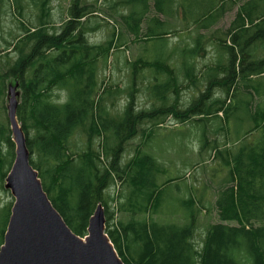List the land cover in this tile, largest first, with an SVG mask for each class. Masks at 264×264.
<instances>
[{"label": "trees", "instance_id": "trees-1", "mask_svg": "<svg viewBox=\"0 0 264 264\" xmlns=\"http://www.w3.org/2000/svg\"><path fill=\"white\" fill-rule=\"evenodd\" d=\"M49 1L14 0L19 12L30 13L27 16L20 13L25 23L19 25L18 34L11 40L2 37L0 188L14 158L10 131L1 121L5 84L13 78L20 90L16 116L30 151V164L38 172L53 206L76 235L86 234L88 219L97 204H101L106 212L105 233L123 264H264V111L260 116L255 113L254 126L233 142V147L238 146L231 155L227 150H219L216 141L207 140L203 132L202 148L213 144L211 159H223L224 166L228 167L226 181L231 185L217 192L213 207L218 222L206 226L199 245L195 236L201 200L190 195L182 201L183 223L160 222L153 215L159 211L168 181L156 182L161 172L156 159L140 148L127 163L119 165L124 145L138 130L148 124L157 126L162 123L158 120L165 116H174L180 123L200 116L197 123L211 124L217 131L226 132L224 120L232 110L245 106L246 117L251 121L250 99L235 97L232 107L227 101L231 91L238 95L239 81L254 94L264 95V87L259 89L253 85L254 78L264 75V0H117L110 10L125 7L127 11L120 18L128 33L160 42L165 41L163 38L170 26L161 16H174V5L178 12L182 9L183 22L197 27L194 45L179 54L186 77L193 72L192 59L204 52L202 31L211 28L223 12L237 4L224 35H215L217 30L211 33L218 49L227 56L222 63L219 55L220 60L210 66V71L218 72L221 68L225 73L223 78L212 74L206 90L181 111L164 103L170 83H153L149 91L162 106L138 111L129 101L117 118L109 116L98 97L99 61L101 58L106 61L114 48L115 32L104 43L87 39V34L98 28L100 20L88 0H68L67 16L61 17L58 29L54 26ZM2 3L0 0V16ZM121 36L117 39L121 40ZM143 62L151 67L149 61ZM157 70L162 71V67ZM221 86L226 88L224 97L208 102L209 89ZM59 92L65 93L62 101L56 98ZM144 131L141 129L142 134ZM256 131L259 140L250 144L246 138ZM77 133L87 136V143L80 151L71 149L70 139ZM94 137L102 139V154L105 160L111 158L108 165L102 162L99 150L93 148ZM115 180L121 181L127 192L119 191L117 205L118 212L126 217L114 221L105 190ZM9 214L10 204L0 208V246Z\"/></svg>", "mask_w": 264, "mask_h": 264}, {"label": "rangeland", "instance_id": "rangeland-1", "mask_svg": "<svg viewBox=\"0 0 264 264\" xmlns=\"http://www.w3.org/2000/svg\"><path fill=\"white\" fill-rule=\"evenodd\" d=\"M116 1H87L88 4L93 5L96 10V16L100 19L98 20V28L96 27L95 31L88 33L87 39L96 44L104 43L111 37L113 31L116 34L115 46L108 55L107 60L104 61L101 58L99 61L98 97H100L101 105L106 106L109 116L120 117L125 105L129 101L132 102L133 107L138 111L162 106L161 102L150 93L149 88L153 83L164 81H168L171 85L167 99L164 102L166 103L165 105L172 106L176 110H184L193 99L206 90L212 74L213 77L215 75L218 79L225 76L221 68L218 72L210 71V66L220 60V56L222 57V63L226 61L227 56L222 49H218L216 38L211 37V33L217 30L218 34L215 35H224L234 17L237 4L230 10L223 12L217 23L211 28L202 31L205 35L202 42L204 52H201L199 57L192 59L194 69L192 73H189L190 77H186L185 66L182 64L183 58L179 54L182 49L194 45L197 27L193 23L187 24L185 21L183 22L184 12L182 9L178 12L174 5L173 11L176 13L174 16H161V19L164 22L167 21L170 26L167 29L169 33L167 32L168 34L163 38L165 41L160 42L156 38L145 39L140 34L135 37L128 33L120 18V14H125L127 11L125 7L121 6L115 11L110 10V7ZM2 4L0 49L3 47L2 37L11 40L12 36L18 34L21 30L19 25L25 23L20 13H24L25 16L30 13L28 10L19 12V8H16L14 0H3ZM67 4L68 0L49 1L48 6L51 8L53 20L56 22L54 26L58 29L61 17L67 16ZM142 30H145V23L142 24ZM119 35H122L121 40L120 38L117 39ZM143 61H149L151 67L146 66ZM158 67H162V71H156ZM191 74L193 77H191ZM15 83L16 81L13 78L8 79L5 84L6 89L9 85H15ZM253 85L259 89L264 87V75L260 78H254ZM236 87L239 88L238 95L231 91L227 105L232 107L235 97H241L246 100L250 99L248 114L252 116L251 121L247 119L248 115L246 117L247 109L245 106H238L224 120L225 123L223 124L227 125L226 132L225 130L217 131V127L211 126V124L203 125V123H197L196 121L201 119L199 118L200 116L192 117L189 122L180 123L174 116L168 115L158 120L162 123H159L157 126H150L151 124L142 126L141 129H145L143 134L141 129H139L132 140L124 145V150L120 155L119 165L123 166L135 154L136 150L141 148L143 152L149 153L157 161L161 172L157 175L156 182L162 184L168 181L164 186V194L159 211L153 215L154 219L164 223H183L185 220L183 217L182 201L190 195L201 200L202 203L199 202L198 205L199 213L197 215V231L195 236L197 245L202 241L206 226L209 223L218 222L217 212L213 207L217 192L231 185V182L226 181L228 167L224 166L223 159H211L214 152L212 149L213 144L208 143L202 148L203 132L207 140L216 141L219 150H227L229 155H231L234 147L238 146L233 147V142L237 138L241 139L244 132L254 126L252 119L254 118L255 121L257 115L260 116L264 111V95L254 94L250 88L244 87L240 81L237 82ZM225 89L223 86L209 89L207 95L209 97L208 102L223 98ZM6 92L7 90H5L3 101L4 109H1V121L6 123V127L10 131V124L7 118L6 105L8 103ZM247 94H251L252 98H248ZM55 95L56 98L60 97V101L65 98V93L63 92H59L58 96L57 94ZM18 100L20 102V96ZM258 135L259 133L256 131L247 136V142H250V144L257 142L259 140ZM70 142L72 150L80 151L81 148H84L85 142L87 143V136L77 133L70 139ZM101 142V138L94 137L92 139V146L101 153L100 157L104 165H108L111 162V158L105 160L102 154L103 147ZM5 149L7 150L6 145H4ZM14 150L15 147H13V155H15ZM224 150L223 155H225ZM5 178L0 188V208L8 204H10L11 208L13 197L4 186ZM119 191L127 192V188L118 180H115L105 190L106 197H109L108 210L110 213H113L112 220L114 221L120 218L125 219L126 217V215L119 213L117 210ZM103 209L105 215V208L103 207Z\"/></svg>", "mask_w": 264, "mask_h": 264}, {"label": "water", "instance_id": "water-1", "mask_svg": "<svg viewBox=\"0 0 264 264\" xmlns=\"http://www.w3.org/2000/svg\"><path fill=\"white\" fill-rule=\"evenodd\" d=\"M17 86V82L9 85L6 92L15 155L4 185L13 203L0 246V264H123L105 233L101 204L89 217L82 237L68 227L48 198L38 172L30 164V151L16 116L20 96Z\"/></svg>", "mask_w": 264, "mask_h": 264}]
</instances>
